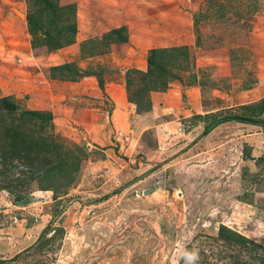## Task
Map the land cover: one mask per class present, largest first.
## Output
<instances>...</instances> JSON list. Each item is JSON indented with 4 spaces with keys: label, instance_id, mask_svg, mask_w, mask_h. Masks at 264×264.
Segmentation results:
<instances>
[{
    "label": "rangeland",
    "instance_id": "374dc122",
    "mask_svg": "<svg viewBox=\"0 0 264 264\" xmlns=\"http://www.w3.org/2000/svg\"><path fill=\"white\" fill-rule=\"evenodd\" d=\"M71 21L73 43L50 46ZM171 48L167 87L141 92L150 52ZM94 73L149 104V121L86 136L89 119L60 133L52 111L33 109L60 94L106 116L114 103ZM228 115L259 122L204 134ZM14 130L52 150L0 161V264H263L264 0H0V138ZM221 226L262 248L251 257Z\"/></svg>",
    "mask_w": 264,
    "mask_h": 264
},
{
    "label": "trees",
    "instance_id": "16d2710c",
    "mask_svg": "<svg viewBox=\"0 0 264 264\" xmlns=\"http://www.w3.org/2000/svg\"><path fill=\"white\" fill-rule=\"evenodd\" d=\"M66 8H70V7L65 6L62 8V10L66 9ZM36 20L37 19L35 18V16L30 15L28 17L29 29H30V31H32V33L34 35L37 34L36 30H38ZM38 26L41 28V26L39 24H38ZM57 27H56V29H54L55 34H54L53 38L50 37L51 40L49 41V45L52 46L53 48L57 49V48L63 47L64 45L73 43L74 37H75L76 32H77L76 24L73 21H71V22H69V24H66L65 26H63L61 28H57ZM120 31H121L120 29H116L113 32L114 33H120ZM178 50L180 51V49H177V48L154 49L150 52V54L148 55V59H147V61H148L147 71L146 72L138 71L140 76L142 77V83H143L142 84L143 87L142 86L140 87L141 92H142V90L144 91V89L149 90L155 86H157V87L162 86L163 88L167 87V85L169 84V82L167 80V75H169L170 70H169V68H167L166 64L170 66V64H172L173 61H176V59H178V55H176V53H175ZM175 55H176V58H174ZM64 67H65L64 71L70 77H73L71 75L74 73V72L72 73V68L74 66L72 64H69V65L66 64V65H64ZM78 73H80V72H78ZM92 75L97 76L98 81H99V85L101 87H103V81L100 78V75L98 73H94ZM130 83H131L130 80L127 81L128 85H130ZM132 101L135 103L136 110L138 113L148 112L150 110L149 104H148V106H144L143 103L138 102V100H136V99H134V100L132 99ZM2 104H3V107L5 109L7 108L10 111L14 110V108H15V106H13L9 103H6L5 100H3ZM32 114H34V113H32ZM38 115L35 114V116H38ZM232 120L259 122V120H254L252 118H246V117H239V116H235V115L222 116V117L215 119L211 124H209L205 128L204 134L209 133L212 129H214L218 125H220L224 122H227V121H232ZM13 129H15V128L13 127ZM4 134H7V136L5 138V142L2 140V138H0V161L3 158L4 162H6L8 159L13 160L16 156H20L17 159H19L21 161L22 160L26 161L25 158L30 157L32 159V161L30 163L36 164L35 160L39 162L41 160L42 156L48 157L49 153L52 150L51 146L49 144L48 145L45 144L43 140L37 141V140H33V138H31V137H29L28 140H25L27 138L25 136L26 138H23V141H21V143H18L17 138L19 137V134L21 136H24V134L18 133L15 130L12 131L11 133L10 132H7V133L4 132ZM7 137H10L11 140L8 141ZM20 144L24 145V146L22 145L23 146L22 149H21ZM43 147L47 148L48 150H46L45 152H41L44 149ZM50 148H51V150H50ZM34 149H36V151H34ZM49 150H50V152H49ZM68 157H69L68 155L63 154V159H62V160H64L63 162H66L68 160ZM63 167H64V165L61 166L60 164H56L55 161L52 159L51 168H50L52 170V172L55 170H57L59 172L63 171V169H64ZM44 172L49 173L50 171L46 170ZM218 236L226 239L227 241H230V242L232 241V242L239 244V245H245L243 247L245 249L249 250L251 257H253L254 254H257L258 248H260V249L262 248L259 244H256L255 242L246 238L242 234L235 232V231H232L225 226L220 227ZM259 257L264 264V254L263 255L261 254ZM235 264H238V262Z\"/></svg>",
    "mask_w": 264,
    "mask_h": 264
},
{
    "label": "crops",
    "instance_id": "0c3cea01",
    "mask_svg": "<svg viewBox=\"0 0 264 264\" xmlns=\"http://www.w3.org/2000/svg\"><path fill=\"white\" fill-rule=\"evenodd\" d=\"M85 78L93 79L94 77L90 75ZM103 88H100V90H104L105 94L108 95L114 103L113 110L107 112L106 116H100L99 113L101 108L97 107V113H94V115L91 114L92 116H88L89 118H87V116H85L87 111L90 110L89 112L93 113L92 111L94 109H80L75 105H70L69 107L66 104L63 105L60 103L62 102V95L60 94L58 96L52 95L51 98L44 96L35 99L37 105L33 107V109L44 112L52 111L54 113L53 120L56 125V130L60 133L62 130V124L75 122L77 119L81 118L84 120L89 119L88 123L85 121L83 124L84 134H86V136H91V134H102V137L103 134H118L123 136L124 133L129 134L128 129L132 132L134 131V128H130V123L132 125L136 117H140V119L144 121H149L148 115L150 112L138 113L136 105L128 101L126 98L123 82H105ZM80 90L82 91V94H85V91H88L87 87H82ZM190 90L192 91L193 88ZM79 93L81 92H77V94ZM63 97L65 98L66 96L63 95Z\"/></svg>",
    "mask_w": 264,
    "mask_h": 264
}]
</instances>
